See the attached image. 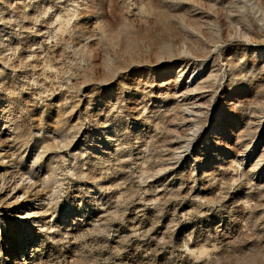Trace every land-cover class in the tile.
Here are the masks:
<instances>
[{
  "label": "rangeland",
  "instance_id": "1",
  "mask_svg": "<svg viewBox=\"0 0 264 264\" xmlns=\"http://www.w3.org/2000/svg\"><path fill=\"white\" fill-rule=\"evenodd\" d=\"M0 264H264V0H0Z\"/></svg>",
  "mask_w": 264,
  "mask_h": 264
}]
</instances>
